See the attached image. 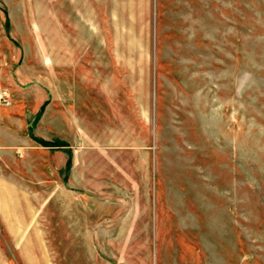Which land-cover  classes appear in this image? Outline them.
<instances>
[{
	"label": "crops",
	"instance_id": "0c3cea01",
	"mask_svg": "<svg viewBox=\"0 0 264 264\" xmlns=\"http://www.w3.org/2000/svg\"><path fill=\"white\" fill-rule=\"evenodd\" d=\"M48 1L42 55L22 60L0 39V91L11 96L0 105V264H180L184 248L201 255L195 264H227L190 218L159 214L152 200L151 160L132 127L139 103L122 78L131 60L110 54L101 0ZM40 63L42 87H22L41 78Z\"/></svg>",
	"mask_w": 264,
	"mask_h": 264
},
{
	"label": "rangeland",
	"instance_id": "374dc122",
	"mask_svg": "<svg viewBox=\"0 0 264 264\" xmlns=\"http://www.w3.org/2000/svg\"><path fill=\"white\" fill-rule=\"evenodd\" d=\"M104 2L100 33L114 41L110 54L131 60L122 78L139 103L132 127L151 160L159 214L190 218L227 264H264V0ZM47 4L0 0V39L22 60L42 55ZM36 65L41 78L22 87H42ZM5 91L0 105L9 106ZM33 133L42 137V118ZM25 177L32 185L40 176ZM185 252L180 264L201 256Z\"/></svg>",
	"mask_w": 264,
	"mask_h": 264
},
{
	"label": "built area",
	"instance_id": "2783aa9c",
	"mask_svg": "<svg viewBox=\"0 0 264 264\" xmlns=\"http://www.w3.org/2000/svg\"><path fill=\"white\" fill-rule=\"evenodd\" d=\"M7 96H5V94L4 93H0V102H4V103H6V104H9V100H8V98H6Z\"/></svg>",
	"mask_w": 264,
	"mask_h": 264
}]
</instances>
